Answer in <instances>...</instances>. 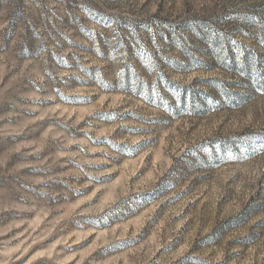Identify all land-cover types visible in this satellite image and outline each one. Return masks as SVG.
<instances>
[{
    "label": "rangeland",
    "instance_id": "1",
    "mask_svg": "<svg viewBox=\"0 0 264 264\" xmlns=\"http://www.w3.org/2000/svg\"><path fill=\"white\" fill-rule=\"evenodd\" d=\"M0 264H264V0H0Z\"/></svg>",
    "mask_w": 264,
    "mask_h": 264
}]
</instances>
